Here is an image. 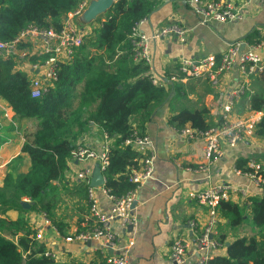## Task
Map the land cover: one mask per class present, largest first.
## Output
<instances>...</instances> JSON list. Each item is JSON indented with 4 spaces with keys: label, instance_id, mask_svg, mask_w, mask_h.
I'll list each match as a JSON object with an SVG mask.
<instances>
[{
    "label": "trees",
    "instance_id": "16d2710c",
    "mask_svg": "<svg viewBox=\"0 0 264 264\" xmlns=\"http://www.w3.org/2000/svg\"><path fill=\"white\" fill-rule=\"evenodd\" d=\"M78 3L79 0H0V40L12 41L30 24L58 30L63 17ZM159 4L154 0H122L115 4L100 20V27L86 38L73 64L61 68L58 82L41 99L31 97L28 74L17 69L13 59L0 57V98L10 105L16 121L27 119L36 124V130L25 133L22 147V153L30 159V168L22 172L24 159L18 156L8 165L0 183V264H54L45 256L46 248L36 240L37 233L26 215L31 211L45 213L60 234L66 235L64 225L54 216L57 200H53V183L63 179L72 150L92 125L101 127L113 140L106 187L116 196L134 189L129 177L139 165V155L124 142L134 129L146 134L152 109L165 103L170 92L145 77L148 66L133 62L129 35L134 25L149 17ZM260 102L254 100L253 110H262ZM207 116L206 109H184L171 117L169 124L177 130L188 123L206 130L213 126L206 121ZM256 136L264 139V117ZM25 199L31 205L28 210ZM12 210L19 214L16 221L7 218ZM220 211L232 229L250 224L258 230L259 238L252 234L227 242V236L221 235L226 255L216 256L209 264H264V196L251 199L249 206L224 203ZM5 232L18 236L17 243L7 239Z\"/></svg>",
    "mask_w": 264,
    "mask_h": 264
},
{
    "label": "crops",
    "instance_id": "0c3cea01",
    "mask_svg": "<svg viewBox=\"0 0 264 264\" xmlns=\"http://www.w3.org/2000/svg\"><path fill=\"white\" fill-rule=\"evenodd\" d=\"M227 1L242 9L244 18L241 21L216 22L203 27L199 25L198 17L188 5L181 0H170L159 2V6L143 26V30L150 34L176 18L189 34L185 44H181L174 37L150 43L154 75L165 83V88L170 93L165 103L152 109L151 118L145 125V133L152 140L156 158L152 178L140 187L137 194L135 214L138 224L132 231L123 230L118 223L113 226L115 231L123 235L122 245L134 241L129 251L131 264H173L169 259L172 241L177 236L192 240L189 222L194 220L202 225L207 218L206 208L188 198L191 191L219 184L242 187L247 192V198L239 195L227 202L240 206H249L251 199L264 196L263 190L254 187L246 173L240 171L248 168L250 160L264 166V139L255 136L233 147L224 144L222 157L210 169V178H206L204 174L194 171L202 163L203 140L188 141L169 124L171 117L184 109L192 111L206 109L208 111L206 121L214 125L218 120L221 98L234 89L240 80L238 70L233 69L225 75L218 87L212 86L204 78L189 80L181 78L179 81L171 82L170 77L178 73L182 58L198 59L213 55L220 60L230 43L240 41L244 49H247L264 38V4L256 0ZM263 77L254 75L248 80L247 92L235 105L237 116H246L256 111L252 108L256 99L263 103L264 110ZM34 130L36 124L33 121L27 119L16 121L10 105L0 98V183L8 172V165L18 156L24 159L22 172H27L30 168V159L28 155L22 153V147L25 133ZM103 131L97 125L91 126L82 142L100 149L104 140ZM84 166H91L95 170L97 168L96 163L68 161L63 179L53 183L56 197L53 200H57L54 216L58 223L64 225L65 236L61 235L55 226L53 227L50 220L52 226L45 224L40 212L31 211L26 215L31 229L35 232L41 231V240L46 249L54 252L62 264H101L105 261L106 254L108 256L118 254L112 250L107 252L98 250L94 242L84 244L78 240L72 242L66 240L87 231L92 226L86 187L67 179L69 173L72 171L75 173ZM98 198L103 209L109 211L112 208V203L105 195L99 193ZM24 203L25 209H30L29 200L25 199ZM219 214L221 222L217 230L220 236H227V242L235 237L250 234L259 238L258 230L250 224L232 229L220 209ZM18 217V212L13 210L7 214V218L12 221H16ZM4 236L14 243L18 241V236L13 237L7 232ZM225 255L226 244L220 253V256ZM194 262L195 258L191 257L184 264Z\"/></svg>",
    "mask_w": 264,
    "mask_h": 264
},
{
    "label": "built area",
    "instance_id": "2783aa9c",
    "mask_svg": "<svg viewBox=\"0 0 264 264\" xmlns=\"http://www.w3.org/2000/svg\"><path fill=\"white\" fill-rule=\"evenodd\" d=\"M90 1L79 0L78 6L63 17L62 27L58 30L53 27L42 28L30 24L22 29L12 41L0 40V57L13 59L17 69L28 74L33 99H41L55 86L59 80L61 68L73 64L79 48L83 46L86 38L96 30L95 28L92 29L91 26L83 28L76 21L77 17L86 10ZM119 1L122 0H113L114 5ZM154 1L167 2L170 0ZM181 1L193 10L198 17L199 25L203 27H208L216 22L241 21L244 18L242 9L237 8L231 1ZM256 1L264 4V0ZM147 21L148 17L138 21L129 35L132 59L135 64L148 66L149 70L145 77L154 86L165 87V83L154 75L150 43L174 37L181 44H185L189 31L179 20L173 18L167 25L147 34L143 30ZM242 46L240 41L230 43L220 60L213 55L198 59L182 58L178 73L170 77L171 82L179 81L181 78L188 80L204 78L212 86L218 87L225 75L233 69H237L240 75L236 87L221 98L218 120L212 127L200 130L191 125H186L180 130L176 129L188 141L203 140L202 163L194 171L204 174L206 178H210V169L222 157V146L226 144L233 147L255 137L257 128L264 117V110L252 111L246 116L235 114L236 103L247 92L248 80L254 75L264 76V38L241 52ZM102 135L104 140L100 149L80 142L72 150L68 160L71 163H96L103 175L104 184L97 187L91 185L95 170L91 166H84L75 173L72 171L67 175V179L70 181L83 184L86 187L92 226L87 231L75 237H68L66 240L68 242L78 240L84 244L94 242L97 244L98 250L116 251L117 255L108 256L106 254V264H131L129 251L134 245V241L122 245L123 235L115 231L113 226L118 223L123 230L137 226L138 218L135 214L134 204L140 187L153 176L156 155L152 149L151 138L134 129L131 136L124 142V146L132 148L139 155V165L129 177V181L135 187L125 195L116 196L111 189L106 187L105 175L113 140L104 131ZM248 169L250 171L246 175L254 187L264 192L262 188L264 186V166L255 160H250ZM99 193L105 195L112 203V208L109 211L101 207L98 198ZM239 195L245 198L247 196L246 190L242 187L222 184L209 185L191 191L188 198L206 208L207 218L202 225L194 220L189 222L192 240L181 236L175 237L170 245V261L173 264H184L189 258L194 257V264H209L213 258L220 256L225 243L221 240L217 230V226L221 222L219 209L222 204L232 201ZM41 216L45 224L51 225L45 213L41 212ZM36 233V240L44 245L41 240V231H36ZM45 256L53 260L54 264H62L58 256L48 249L45 250Z\"/></svg>",
    "mask_w": 264,
    "mask_h": 264
},
{
    "label": "water",
    "instance_id": "95a60500",
    "mask_svg": "<svg viewBox=\"0 0 264 264\" xmlns=\"http://www.w3.org/2000/svg\"><path fill=\"white\" fill-rule=\"evenodd\" d=\"M114 7L113 0H91L89 2L86 10L77 17V22L81 27H87L91 25L93 22L98 20L102 15H107ZM244 50V45L241 48V52ZM104 184L103 175L99 170V167L94 170L92 183L91 185L94 187L100 186ZM25 206V203H24ZM136 203L134 204V207ZM26 207V206H25ZM29 207V206H27ZM128 230L132 231L133 227H129ZM228 246V244H227ZM111 254V251H110Z\"/></svg>",
    "mask_w": 264,
    "mask_h": 264
},
{
    "label": "rangeland",
    "instance_id": "374dc122",
    "mask_svg": "<svg viewBox=\"0 0 264 264\" xmlns=\"http://www.w3.org/2000/svg\"><path fill=\"white\" fill-rule=\"evenodd\" d=\"M102 18H104V15H102L101 17H99L98 20H96L95 22H93V23H92L91 25H89V26H91L92 29H93V28L97 29L98 26H100V23H101L100 20H102ZM89 26H87V27H89ZM93 34H94V32H93ZM250 235H251V234H250Z\"/></svg>",
    "mask_w": 264,
    "mask_h": 264
}]
</instances>
